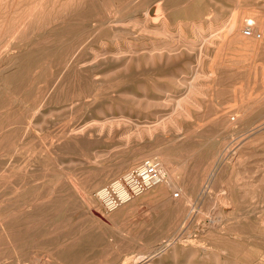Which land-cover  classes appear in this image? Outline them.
Masks as SVG:
<instances>
[{"label": "rangeland", "instance_id": "obj_1", "mask_svg": "<svg viewBox=\"0 0 264 264\" xmlns=\"http://www.w3.org/2000/svg\"><path fill=\"white\" fill-rule=\"evenodd\" d=\"M0 264H264V0H0Z\"/></svg>", "mask_w": 264, "mask_h": 264}, {"label": "built area", "instance_id": "obj_2", "mask_svg": "<svg viewBox=\"0 0 264 264\" xmlns=\"http://www.w3.org/2000/svg\"><path fill=\"white\" fill-rule=\"evenodd\" d=\"M245 35H256L251 26L243 30ZM163 181V175L156 160L145 158L137 165L132 166L123 176L103 185L97 195L107 209H114L133 197L142 194ZM175 196H178L176 193Z\"/></svg>", "mask_w": 264, "mask_h": 264}, {"label": "bare ground", "instance_id": "obj_3", "mask_svg": "<svg viewBox=\"0 0 264 264\" xmlns=\"http://www.w3.org/2000/svg\"><path fill=\"white\" fill-rule=\"evenodd\" d=\"M161 165V164H160ZM162 167V166H161ZM162 171V170H161ZM164 181H165V179H164Z\"/></svg>", "mask_w": 264, "mask_h": 264}]
</instances>
